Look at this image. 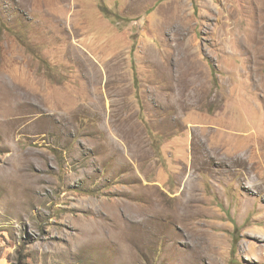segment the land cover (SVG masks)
<instances>
[{
    "label": "rangeland",
    "instance_id": "obj_1",
    "mask_svg": "<svg viewBox=\"0 0 264 264\" xmlns=\"http://www.w3.org/2000/svg\"><path fill=\"white\" fill-rule=\"evenodd\" d=\"M264 264V0H0V264Z\"/></svg>",
    "mask_w": 264,
    "mask_h": 264
},
{
    "label": "trees",
    "instance_id": "obj_2",
    "mask_svg": "<svg viewBox=\"0 0 264 264\" xmlns=\"http://www.w3.org/2000/svg\"><path fill=\"white\" fill-rule=\"evenodd\" d=\"M18 263H19V264H21V261H20V260H18Z\"/></svg>",
    "mask_w": 264,
    "mask_h": 264
}]
</instances>
